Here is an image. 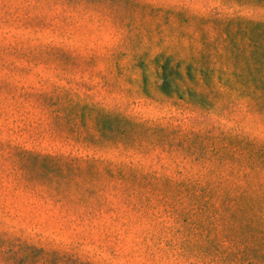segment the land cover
Instances as JSON below:
<instances>
[{
	"label": "rangeland",
	"instance_id": "rangeland-1",
	"mask_svg": "<svg viewBox=\"0 0 264 264\" xmlns=\"http://www.w3.org/2000/svg\"><path fill=\"white\" fill-rule=\"evenodd\" d=\"M262 58L264 0H0V264H264Z\"/></svg>",
	"mask_w": 264,
	"mask_h": 264
},
{
	"label": "trees",
	"instance_id": "trees-1",
	"mask_svg": "<svg viewBox=\"0 0 264 264\" xmlns=\"http://www.w3.org/2000/svg\"><path fill=\"white\" fill-rule=\"evenodd\" d=\"M241 21L245 22V20H241ZM205 42H207V41H205ZM205 53H210V52L208 50H206ZM171 58H173V57L171 56ZM263 59L264 58H262V60ZM167 60L168 61L162 65V67L165 68V69H167V68L169 69V64L171 62V59H167ZM258 73H259V71H258ZM239 76H242V74H239ZM254 96L256 97V99L258 101H260L262 98L264 99V94H260L259 92H258L257 95H255V93H254ZM29 156L31 158L38 157V156L32 155V154H29ZM38 158H42L43 160H45L47 162H52V163H56L57 162L58 164H59L58 160H62L63 159V158H60V157L58 158V157H50V156L38 157ZM65 162L68 163V164H75L73 159H71L70 161H65ZM51 256L54 258L55 262L58 263V264H60V263H62L64 261H65L66 264H89V262H85L84 260H82L78 256H75V255L69 254V253H60V252H57V251H51V252L45 253V256L43 257V259L45 261H49L51 259Z\"/></svg>",
	"mask_w": 264,
	"mask_h": 264
}]
</instances>
